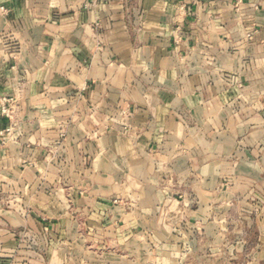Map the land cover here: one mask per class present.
<instances>
[{"label": "crops", "instance_id": "crops-1", "mask_svg": "<svg viewBox=\"0 0 264 264\" xmlns=\"http://www.w3.org/2000/svg\"><path fill=\"white\" fill-rule=\"evenodd\" d=\"M225 247L264 259V0H0V264Z\"/></svg>", "mask_w": 264, "mask_h": 264}, {"label": "rangeland", "instance_id": "rangeland-1", "mask_svg": "<svg viewBox=\"0 0 264 264\" xmlns=\"http://www.w3.org/2000/svg\"><path fill=\"white\" fill-rule=\"evenodd\" d=\"M200 235V230L195 228L193 230V236H192V239L194 241H197L199 242V239H198V236ZM205 238V236H204ZM250 238L253 240V238H255V232L254 231H251L250 233ZM211 243L212 241L210 239H207V241H205L203 239V242L202 243H198L196 246V252L197 254L198 253H205V251L207 250V248H215L212 247L211 245H206ZM192 244H187L185 247H186V250L188 249H191L192 248ZM232 251V250H231ZM215 253V251H214ZM215 258V257H214ZM193 262L196 263V264H264V259H260V257H252V256H248V254H246V252L244 251L243 253H240L238 255H236L234 257V255L230 254V250L229 248L225 247V250H224V257L223 259H220L218 260V262L214 259V260H202V259H196V256H194V259H193Z\"/></svg>", "mask_w": 264, "mask_h": 264}, {"label": "built area", "instance_id": "built-area-1", "mask_svg": "<svg viewBox=\"0 0 264 264\" xmlns=\"http://www.w3.org/2000/svg\"><path fill=\"white\" fill-rule=\"evenodd\" d=\"M1 10L4 11L5 8L2 6V7H1ZM255 31H256V29H253L251 32H247V34H246L247 38H248V39H251V38H252V35H253V33H254ZM2 111L6 113V112H7V108H6V107H3V108H2Z\"/></svg>", "mask_w": 264, "mask_h": 264}]
</instances>
